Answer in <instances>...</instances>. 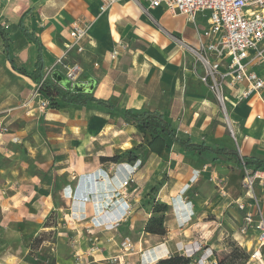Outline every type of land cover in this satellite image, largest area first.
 Wrapping results in <instances>:
<instances>
[{
    "label": "crops",
    "instance_id": "obj_1",
    "mask_svg": "<svg viewBox=\"0 0 264 264\" xmlns=\"http://www.w3.org/2000/svg\"><path fill=\"white\" fill-rule=\"evenodd\" d=\"M93 1L0 0V26L9 34L15 68L33 73L39 55L20 31L23 18L43 45L44 78L57 82L60 76L57 83L91 99L70 105L48 97L54 105L41 109L32 100L39 85L14 69L0 34V264H34L31 253L36 262L50 256L55 264H158L175 255L191 258L190 264H227L232 250L222 241L230 236L250 254L259 231L242 232L245 212L238 204L254 203L242 189L243 167L224 155L185 151L169 137L161 154L152 152L151 135L126 113L157 112L184 141L264 157V108L229 107L235 140L200 80L203 70L189 50L198 36L185 16L164 7L148 12L144 0H119L102 12V0ZM79 21L90 25L83 51L57 64ZM135 150L132 162L101 161ZM130 176L136 179L127 188L132 214L114 222L105 213L117 205L109 193L124 190ZM256 195L264 212V188ZM155 203L169 207L165 235L145 231L151 217L162 215L154 213ZM29 234L47 239L36 246Z\"/></svg>",
    "mask_w": 264,
    "mask_h": 264
},
{
    "label": "built area",
    "instance_id": "obj_2",
    "mask_svg": "<svg viewBox=\"0 0 264 264\" xmlns=\"http://www.w3.org/2000/svg\"><path fill=\"white\" fill-rule=\"evenodd\" d=\"M119 0H102V12ZM146 11L164 7L173 16H185L187 21L195 26L198 36V46L189 47L194 56L195 67L201 66L203 73L201 82L214 94L225 117L226 126L236 140L233 122L230 118L229 107L251 104L264 108V0H144ZM200 13H208L206 26L200 30L197 27V17ZM90 25L84 21L74 22L69 30V42L66 51L57 64L76 50L82 52V43L87 38ZM118 56L113 51L112 59ZM75 66L69 73L68 79H73L77 73ZM47 80V77L44 78ZM39 85L32 100L38 99L40 108L50 105ZM263 116L256 115L260 120ZM244 164V163H243ZM136 183L130 176L122 183L124 190L109 193L114 195L117 202L115 207L109 206L108 213L114 222H120L132 214L130 193L127 188ZM264 188V171H254L243 166L242 189L244 195L254 203H239L238 207L245 212V228L259 231L257 245L242 264H264V212L256 195L257 187ZM181 203L186 201L181 197ZM247 208L253 209L247 211ZM113 216V217H112ZM125 250L133 252L131 244ZM215 264H218L217 262Z\"/></svg>",
    "mask_w": 264,
    "mask_h": 264
},
{
    "label": "trees",
    "instance_id": "obj_3",
    "mask_svg": "<svg viewBox=\"0 0 264 264\" xmlns=\"http://www.w3.org/2000/svg\"><path fill=\"white\" fill-rule=\"evenodd\" d=\"M23 19V18H22ZM19 24L20 31L22 34L29 40V42L36 45L38 48V60L35 65V71L33 73H26L22 70H17L15 68L13 60L10 58V37L6 33L5 29L0 26V34L4 41L5 50L7 52L8 58L11 61L14 69L19 73L30 77L36 84L41 86V89L47 92L48 97H60L65 103L70 105H79L87 103L89 98H85L83 95L78 93H73L70 90H65L62 86L54 84L49 80H44L43 71L45 69L44 65V55H43V45L41 41L33 34L30 33L26 27L23 25V21ZM98 103L105 104L102 101L98 100ZM54 105V104H53ZM127 118L131 119L133 125L143 134L151 135V140L148 141V147L152 152L161 154L166 147L165 138L169 137L173 142L179 145L185 151H193L196 153H208L211 155H224L235 159L239 165L242 167L245 166L254 171H264V157L261 156H241L237 150H232L229 148H213L206 146L205 144L197 145L193 144L190 140L184 141L176 136L170 123H168L164 116L157 112H144V113H134L128 111L126 113ZM136 151H128L122 155H116L114 157H103L101 161L103 162H114L119 163L124 157L128 161H135L138 156ZM244 163V164H243ZM168 206L166 204L155 203L153 205V211L156 214L162 213L161 216H153L149 219L145 231L153 235H165L167 229L165 227V213L168 211ZM43 242V238H36L34 244L40 246ZM245 252V251H244ZM246 253V252H245ZM32 256V253L28 255L27 259L29 262L34 264H42L41 262H36ZM40 259L39 256H34V258ZM236 258L235 251L230 257V261ZM249 259V255L246 253L245 259L246 262ZM42 261H52V264H55L54 259L50 256L42 257ZM191 258L181 255L171 256L167 259L160 260L158 264H190Z\"/></svg>",
    "mask_w": 264,
    "mask_h": 264
},
{
    "label": "rangeland",
    "instance_id": "obj_4",
    "mask_svg": "<svg viewBox=\"0 0 264 264\" xmlns=\"http://www.w3.org/2000/svg\"><path fill=\"white\" fill-rule=\"evenodd\" d=\"M90 1L91 0H86V2L87 3H90ZM93 2H95V0L93 1ZM91 4V3H90ZM209 14L208 13H200V14H198V17H197V27H198V29H200V30H202L205 26H206V16H208ZM166 18V17H165ZM167 19V18H166ZM191 26H192V28L194 29V31H195V26L193 25V24H191ZM63 28H64V30H66L67 29V27L66 26H63ZM47 80H49L50 82H52V83H54V84H58V85H60V86H62L61 84H59V83H57V82H60V81H57V82H55V81H53L52 79H49V78H47ZM61 80H62V78H61ZM61 83V82H60ZM65 90H68L69 88V86H62ZM67 88V89H66ZM43 93H44V95L48 98V96H47V92L44 90L43 91ZM49 99V98H48ZM49 101H50V105H49V107H47L46 109H48V108H50V107H52L53 106V103H52V101L49 99ZM39 102V101H38ZM39 104H40V102H39ZM41 105V104H40ZM229 112H231L230 111V109H229ZM228 135H230L229 133H227ZM236 148V147H235ZM246 152H248V151H246ZM154 191H156V187H153L152 189H151V192H154ZM235 205V204H234ZM169 208V207H168ZM238 210V207H237V205H236V211ZM52 218H53V216H51ZM242 219H243V217L242 216H240ZM166 218V217H165ZM69 219H70V221H73V218L70 216L69 217ZM214 219H216V215H212V218H211V220H214ZM58 220V219H57ZM57 220H54V222L55 223H57ZM221 232L220 233H222L223 232V228L221 227ZM41 237H43V238H46L47 239V236H46V234L44 235V234H41L40 235ZM39 236V237H40ZM28 240H30V241H32V242H35V239L36 238H38V237H33V235L32 234H29L28 236ZM52 237V236H51ZM236 237L237 238H239V241H242V238H240L239 237V233L236 235ZM51 240V239H50ZM222 243H224V245H226V247H229V248H231V250H232V254H233V252L235 251V255H236V258H233V260L232 261H230V259L226 262L227 264H242L243 263V261H244V259H245V256H246V253L244 252V249H242L241 247H240V245L237 243V241L234 239V237H232V236H230V237H227V238H225V239H223V241H222ZM250 244L251 243H248L247 244V248H249L250 247ZM51 259H52V257H51ZM52 261H44L42 264H52L51 263Z\"/></svg>",
    "mask_w": 264,
    "mask_h": 264
},
{
    "label": "bare ground",
    "instance_id": "obj_5",
    "mask_svg": "<svg viewBox=\"0 0 264 264\" xmlns=\"http://www.w3.org/2000/svg\"><path fill=\"white\" fill-rule=\"evenodd\" d=\"M57 81L63 82V80H61V77H60V76H58ZM77 88L79 89L80 92H82V91L80 90V89H81L80 87H77Z\"/></svg>",
    "mask_w": 264,
    "mask_h": 264
}]
</instances>
